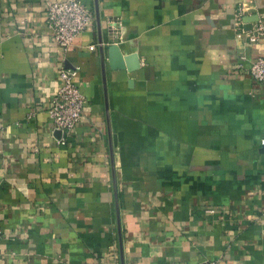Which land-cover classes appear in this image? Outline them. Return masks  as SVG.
<instances>
[{"label":"crops","instance_id":"obj_1","mask_svg":"<svg viewBox=\"0 0 264 264\" xmlns=\"http://www.w3.org/2000/svg\"><path fill=\"white\" fill-rule=\"evenodd\" d=\"M57 1L0 0V264H264V0H81L66 51ZM62 68L86 99L69 136Z\"/></svg>","mask_w":264,"mask_h":264},{"label":"built area","instance_id":"obj_2","mask_svg":"<svg viewBox=\"0 0 264 264\" xmlns=\"http://www.w3.org/2000/svg\"><path fill=\"white\" fill-rule=\"evenodd\" d=\"M242 9L240 10V14ZM93 24L92 12L81 0H62L50 2L46 8V25L53 42L63 51L68 50L74 39L88 30ZM255 24V23H254ZM252 24L249 31L242 30L241 16L236 21V38H244L246 43L255 44L263 36L260 24ZM91 50L93 47L90 48ZM249 75L253 81L264 85V58L252 62ZM76 69H64L59 72L61 85L52 97L48 108V117L52 128L66 136L75 129L83 115L86 99L73 82ZM32 114L27 116L30 119ZM64 144V139L60 140ZM212 264V263H211Z\"/></svg>","mask_w":264,"mask_h":264},{"label":"water","instance_id":"obj_3","mask_svg":"<svg viewBox=\"0 0 264 264\" xmlns=\"http://www.w3.org/2000/svg\"><path fill=\"white\" fill-rule=\"evenodd\" d=\"M96 2V0H95ZM95 11H96V21L98 22L99 21V17H98V14H97V5L95 3ZM253 19L252 18H247L245 20V26H244V29L245 31H249L251 29V25L253 23ZM100 51V58H101V63L102 65H104V52L103 50H99ZM107 58H108V61H109V65L111 68L113 69H122L123 68V64H122V61L120 60V55H119V51H118V48L116 46H111L107 49ZM132 60H134V57L130 59V61L132 62ZM129 61V62H130ZM127 62V61H126ZM135 65H133L134 67ZM261 153L264 154V145L261 147Z\"/></svg>","mask_w":264,"mask_h":264}]
</instances>
